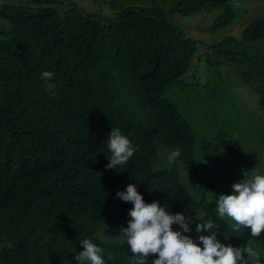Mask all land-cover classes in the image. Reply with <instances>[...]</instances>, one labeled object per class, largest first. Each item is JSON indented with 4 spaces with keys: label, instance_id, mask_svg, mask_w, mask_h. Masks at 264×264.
<instances>
[{
    "label": "clouds",
    "instance_id": "1",
    "mask_svg": "<svg viewBox=\"0 0 264 264\" xmlns=\"http://www.w3.org/2000/svg\"><path fill=\"white\" fill-rule=\"evenodd\" d=\"M252 54L264 0H0V264H264Z\"/></svg>",
    "mask_w": 264,
    "mask_h": 264
},
{
    "label": "trees",
    "instance_id": "2",
    "mask_svg": "<svg viewBox=\"0 0 264 264\" xmlns=\"http://www.w3.org/2000/svg\"><path fill=\"white\" fill-rule=\"evenodd\" d=\"M133 20L138 25V34L142 38L151 39L153 51L163 46L164 42L160 38H163L169 30L167 23L153 19H144L141 16H134ZM20 58L23 62L29 63L41 70H50L55 67L53 58L42 57L38 54L36 37L30 31L24 36V44L20 48ZM246 60L260 68L261 75L264 78V54H252L247 56Z\"/></svg>",
    "mask_w": 264,
    "mask_h": 264
},
{
    "label": "rangeland",
    "instance_id": "3",
    "mask_svg": "<svg viewBox=\"0 0 264 264\" xmlns=\"http://www.w3.org/2000/svg\"><path fill=\"white\" fill-rule=\"evenodd\" d=\"M176 21H177V20H176ZM253 129H254L253 125H250V126H247V127H241L239 130L241 131V133H242V135H243V131H244V130L251 131V130H253Z\"/></svg>",
    "mask_w": 264,
    "mask_h": 264
}]
</instances>
